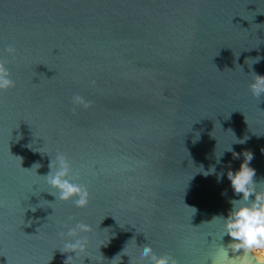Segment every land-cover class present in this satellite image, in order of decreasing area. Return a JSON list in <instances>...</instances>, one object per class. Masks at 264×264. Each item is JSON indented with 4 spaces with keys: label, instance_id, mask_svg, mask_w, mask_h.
<instances>
[{
    "label": "water",
    "instance_id": "95a60500",
    "mask_svg": "<svg viewBox=\"0 0 264 264\" xmlns=\"http://www.w3.org/2000/svg\"><path fill=\"white\" fill-rule=\"evenodd\" d=\"M0 59L15 80L0 93V264H64L60 225L80 220L94 241L115 234L101 252L123 244L116 264H144L142 243L206 264L219 243L209 221L238 198L235 136L264 180V95L248 87L264 75V0H0ZM57 152L80 171L87 208L25 169L47 174ZM212 165L220 181L201 173Z\"/></svg>",
    "mask_w": 264,
    "mask_h": 264
},
{
    "label": "clouds",
    "instance_id": "9594fccd",
    "mask_svg": "<svg viewBox=\"0 0 264 264\" xmlns=\"http://www.w3.org/2000/svg\"><path fill=\"white\" fill-rule=\"evenodd\" d=\"M6 51L10 55H14L16 50L10 46ZM259 59H256L252 65L258 62ZM251 73L253 75L248 86L249 90L253 96L260 97L264 95V75L255 71ZM14 87L15 80L12 78L7 61L0 59V93ZM73 103L85 107L89 106L88 102L79 95L73 97ZM197 139H194L193 142ZM247 139V136L242 139L235 136V140L225 149L232 152L234 158L243 155V160L237 170L234 171L230 167L227 170V179L230 181L235 197L238 198L229 200L231 208L227 216L217 215L209 221L219 223V243L210 252L206 264H264V180L256 181L254 179L256 169L250 166L253 153L250 150L238 153L232 148L233 143L243 144ZM31 145L29 144L27 147L33 151L45 153L39 150L43 146L36 148ZM223 154L224 151L219 156L216 155L217 164L220 163V157ZM48 155L50 161L47 174H38L37 170L42 167L39 162H35L31 168L25 169H36V174L43 178L50 189L47 192L55 196L56 201H71L77 208H87L90 204L91 193L85 184L79 182L80 171L74 168L72 161L64 153L57 152L54 157ZM20 158L22 165V157ZM201 173L205 176L216 174L218 181L224 176L223 172L216 173L215 165L207 170L203 168ZM31 210L36 211V209ZM69 219L72 220L73 218L70 217ZM91 233H94L93 226L82 220L73 223H61L58 233L61 247L58 249L60 252L67 254L64 264H84L85 258L91 260L93 264H103L106 257L101 252V247H106L115 234L106 238H97L94 241L89 236ZM225 236L231 238L227 244L223 242ZM129 238L131 237L127 239ZM122 247L123 244L110 259L106 258L110 261V264H116L121 253L125 255ZM96 251L100 253L99 256L95 255ZM137 255L144 260V264H178V261L171 254H158L149 243H142L138 247Z\"/></svg>",
    "mask_w": 264,
    "mask_h": 264
}]
</instances>
